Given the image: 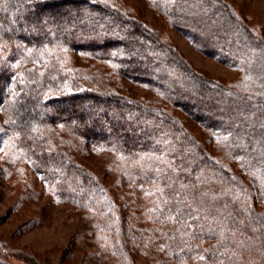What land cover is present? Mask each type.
<instances>
[{
    "label": "trees",
    "instance_id": "trees-1",
    "mask_svg": "<svg viewBox=\"0 0 264 264\" xmlns=\"http://www.w3.org/2000/svg\"><path fill=\"white\" fill-rule=\"evenodd\" d=\"M122 1L0 0V138L83 217L79 264H264V34L228 0H144L240 72L227 85ZM89 153L113 157L112 181L79 160ZM11 257L24 261L0 245V264Z\"/></svg>",
    "mask_w": 264,
    "mask_h": 264
},
{
    "label": "rangeland",
    "instance_id": "rangeland-1",
    "mask_svg": "<svg viewBox=\"0 0 264 264\" xmlns=\"http://www.w3.org/2000/svg\"><path fill=\"white\" fill-rule=\"evenodd\" d=\"M252 26L264 34V0H228ZM133 13L149 26L169 39L189 65L207 78L230 85L237 83L240 72L231 69L214 58L199 52L184 35L173 29L144 0H123ZM67 56V55H66ZM66 65L85 67L82 58L68 55ZM116 88H129L132 95L152 96L129 81L116 83ZM173 112L186 123V126L201 141L207 143L208 135L192 124L185 113ZM14 140V139H13ZM0 245L8 253L21 255L24 261L11 257L12 264H79L87 254L83 236L86 223L82 216L68 207H62L43 188L29 163L18 155L16 144L0 138ZM99 176L112 181L108 167L113 165V157L97 156L91 153L79 155ZM114 166V165H113ZM108 170V171H107ZM72 249V255L67 253ZM73 256V257H72Z\"/></svg>",
    "mask_w": 264,
    "mask_h": 264
},
{
    "label": "snow or ice",
    "instance_id": "snow-or-ice-1",
    "mask_svg": "<svg viewBox=\"0 0 264 264\" xmlns=\"http://www.w3.org/2000/svg\"><path fill=\"white\" fill-rule=\"evenodd\" d=\"M36 2H37V4H39V3H41V2H44V0H36ZM166 3L168 4V5H170V6H176V4H177V0H166ZM254 32H255V29L253 30ZM262 50H264V49H262ZM27 51H28V53H29V55H31V49H27ZM45 51H50V49H48L47 48V46L45 45L44 46V48L41 50V55H43V52H45ZM253 51H255V49H253ZM12 81H15V76H13L12 78ZM249 80H251V76L250 75H245V81H249ZM238 87H240L239 85H238ZM0 131H3L2 129H0ZM0 150H2V149H0ZM161 192H162V190H161ZM190 215V214H189ZM199 259H205V257H203V256H200L199 257Z\"/></svg>",
    "mask_w": 264,
    "mask_h": 264
}]
</instances>
